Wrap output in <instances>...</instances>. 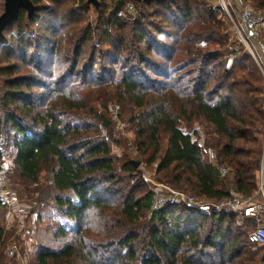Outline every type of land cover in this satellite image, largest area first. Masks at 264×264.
Segmentation results:
<instances>
[{"label":"trees","instance_id":"16d2710c","mask_svg":"<svg viewBox=\"0 0 264 264\" xmlns=\"http://www.w3.org/2000/svg\"><path fill=\"white\" fill-rule=\"evenodd\" d=\"M29 1L33 13L21 8L0 34V164L8 158V178L35 197L31 213H57L61 224L45 231L68 238L57 250L36 244L33 264H264V246L247 240L251 220L179 205L150 211L139 167L111 154L128 146L94 101L112 90L141 163L169 188L206 201L229 197L230 185L251 196L262 78L242 44L231 47L211 0H97L93 9L87 0ZM204 149L227 164L230 180ZM3 236L0 222L7 264Z\"/></svg>","mask_w":264,"mask_h":264},{"label":"built area","instance_id":"2783aa9c","mask_svg":"<svg viewBox=\"0 0 264 264\" xmlns=\"http://www.w3.org/2000/svg\"><path fill=\"white\" fill-rule=\"evenodd\" d=\"M211 6L218 11L220 16L228 21L232 38L242 44L251 56L264 81V42L261 39V31L264 27V7L251 8L245 0H211ZM129 10L132 9L128 6ZM133 10V9H132ZM199 135V143L203 146V135L199 126L194 127ZM204 160L211 165L221 179L230 176L227 164L218 160L213 150H203ZM143 179L147 182L150 180ZM152 183V182H151ZM229 197L220 201H206L182 191L173 190L164 183H152V198L150 211H156L167 206H183L197 212L200 216L232 214L238 224L244 220H251L254 224L247 232V240L250 244L264 246V226L262 216L264 213V142L259 160V169L256 176V188L249 197L241 196L235 190L230 189ZM0 207L8 212L12 209L19 211L18 201L14 195L6 170L0 164ZM16 240H11L5 250V255L15 259L20 264H31V246L33 245L34 230L25 228L24 221L18 218L15 224Z\"/></svg>","mask_w":264,"mask_h":264},{"label":"rangeland","instance_id":"374dc122","mask_svg":"<svg viewBox=\"0 0 264 264\" xmlns=\"http://www.w3.org/2000/svg\"><path fill=\"white\" fill-rule=\"evenodd\" d=\"M245 1H247L248 5L251 8L254 6L252 0H245ZM93 7H94L93 5H90V8L93 9ZM0 9H1V7H0ZM128 10H129V7H128ZM128 12L131 13V15L134 14L132 9L129 10ZM217 13H218V16L220 18H223L220 16L218 11H217ZM1 14L2 13H0V15ZM94 15H95L94 11L92 10L91 13L89 14V20L90 21L94 19ZM225 22L228 23V21L226 19H225ZM227 30H228V35H229V39H228L229 43H232L231 47L233 49L237 50V48H238L237 44H235V42L233 44V38H232L230 24H229V28L226 29L225 32H227ZM263 30H264V27H263L262 31ZM262 31H261V39L263 41ZM231 38H232V40H231ZM231 64H232V59H228L227 60V66L229 67ZM260 76L262 78L261 73H260ZM111 91H112L111 89H107V90L104 89V91L100 92L94 98L95 104L99 110H101V108H99L100 104L105 105V107L107 109V114L110 117V120L113 124L115 132L117 133L118 136H120L124 140V142L126 143V146H128V148L126 150H123L122 148H120L116 145H112L111 146V154L113 156L119 157V158H121L122 156L125 155L131 161L139 162L138 167L140 170L141 178H142V180H144L143 177L145 179L148 178V180H150V182H147L145 180L143 182L145 183L147 189L151 191L152 183H160V181H158L159 178L155 175V167L153 166L150 168H145L144 165L141 163L140 156H138L137 152L133 149L132 135H131V132L129 130L128 124L126 123V121L124 119V116H122V108L117 102L110 99L112 97ZM92 92L91 91L89 92L88 90H83L82 94H87L88 96H90L92 94ZM259 97L261 98L262 108L264 109V81H263V78H262V93H261V95H259ZM195 126H198V125L194 124L191 127L190 132L194 130ZM199 127L201 128V132H202L203 127H201V126H199ZM260 137H261V141H262L261 146L263 147L264 129H263L262 133L260 132ZM8 160L9 159L7 158L3 161V163H1L3 168L6 170V175H7L8 166H9ZM7 178H8V176H7ZM40 178H41L40 183L44 184L43 181L45 180V174H42ZM229 178H230V176L227 179H229ZM8 180H9L11 189H12V191H13V193L16 196V199L18 201L20 214H19V211L16 210L17 208L12 209L11 212H8L4 208L0 209V222L3 223V227H4V236H3V242H2L3 248L1 247V250H2L1 261L2 262L5 261L7 264L8 263L11 264L12 261L14 262V264H20L19 261L15 260V259L12 260L5 255V250H6L7 244L12 239L13 240L17 239V236H16L17 231H16L15 224L18 221V218L16 216H20L19 219H22V221H24L25 228L34 230L33 245L31 246V255H30V263L33 264V257H34L33 252H34L36 244L37 245H44L45 247L52 249V250H57L63 246V244L65 243V241H67L68 238H65V239H62V238L57 239L56 238L55 239L50 234V232H46L45 230H46L47 226L49 224H54V220H56V222L60 221L59 223L61 224V219L59 218L57 213L53 209H51L50 207H41V210L39 213L42 216V218H41V220H40V218L38 219V215L35 213V211H33L32 213L30 212L31 206L28 205L29 201L33 200V198H35V197H33V195H32V197L27 196L25 194L24 188L22 186L18 185V183H16V182H15V184H13V182L9 178H8ZM33 187L34 186H31L30 188H33ZM231 187H232V185H230L228 187V189L229 190L232 189ZM27 205L29 206V209H28ZM24 211H25V213H24ZM236 224L239 225L237 220H236Z\"/></svg>","mask_w":264,"mask_h":264},{"label":"water","instance_id":"95a60500","mask_svg":"<svg viewBox=\"0 0 264 264\" xmlns=\"http://www.w3.org/2000/svg\"><path fill=\"white\" fill-rule=\"evenodd\" d=\"M90 5L97 6V0H87ZM24 9L27 15L33 13V6L29 0H3V12L0 15V34L5 27L15 21L20 9ZM135 168L139 166V162H133Z\"/></svg>","mask_w":264,"mask_h":264},{"label":"crops","instance_id":"0c3cea01","mask_svg":"<svg viewBox=\"0 0 264 264\" xmlns=\"http://www.w3.org/2000/svg\"><path fill=\"white\" fill-rule=\"evenodd\" d=\"M28 206V205H27ZM26 208V207H25ZM28 209H29V206H28ZM24 213H25V211H24ZM19 214H20V210H19ZM17 218H20V216H16Z\"/></svg>","mask_w":264,"mask_h":264}]
</instances>
